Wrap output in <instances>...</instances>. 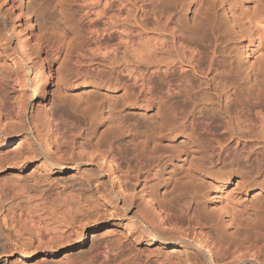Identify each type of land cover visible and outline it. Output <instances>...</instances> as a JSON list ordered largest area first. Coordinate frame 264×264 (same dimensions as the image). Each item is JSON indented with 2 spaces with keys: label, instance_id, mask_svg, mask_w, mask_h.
I'll use <instances>...</instances> for the list:
<instances>
[{
  "label": "bare ground",
  "instance_id": "bare-ground-1",
  "mask_svg": "<svg viewBox=\"0 0 264 264\" xmlns=\"http://www.w3.org/2000/svg\"><path fill=\"white\" fill-rule=\"evenodd\" d=\"M0 4V178L10 180L0 186V264H16L15 250L38 255L20 264H149L142 243L163 249L150 264H264V0ZM36 7L45 11L37 32ZM255 47L261 58L251 67ZM109 53L106 72L89 67ZM59 55L73 68L87 66L61 79L66 92L68 83L85 91L82 105L70 107L85 125L59 126L55 118L64 117L48 107ZM142 109L155 119L144 129L125 114L141 117ZM35 158L51 175L91 171L101 182L96 193L106 186L133 220L130 235L93 232L98 241L81 251L98 200L71 184L53 189L2 175ZM172 163L184 175H170L162 192L155 176ZM182 184L190 189L175 191ZM172 248L182 250L181 262L164 258Z\"/></svg>",
  "mask_w": 264,
  "mask_h": 264
},
{
  "label": "rangeland",
  "instance_id": "rangeland-1",
  "mask_svg": "<svg viewBox=\"0 0 264 264\" xmlns=\"http://www.w3.org/2000/svg\"><path fill=\"white\" fill-rule=\"evenodd\" d=\"M160 1H165V0H160ZM167 1L168 2H174V5L178 6L180 0H167ZM185 1H187V0H185ZM0 6H1L0 12L5 13V11H6L5 5L0 4ZM35 9H37V10H35V13H37L36 16L38 18L36 20L35 14H33V15H31V19L33 22L34 30L36 31V29H37V31H38L37 23H39V22L41 23V21L43 19L42 17L44 16L43 12H45V11H43V12L39 11L40 9H38V7H36ZM185 11H187V12L183 11L184 16H185L184 18L189 23V21L191 20L193 15L187 9ZM25 12H26V10H25ZM221 24H223V23H221ZM13 30H14V28H13ZM218 30L222 31V35H223V31H224L223 36L228 35V33L226 31V27L224 25H220ZM14 32L16 34V39H18L19 42L23 43L24 36L22 33H20V29L15 26ZM54 39L55 38L52 39V42L54 41L57 43L53 42V45H55V44L58 45L59 41L54 40ZM224 40H227V37ZM111 57H112L111 53L103 54L102 57H99V56L95 57L94 62L89 67L96 68L99 72H106L109 68L108 64H109V59ZM62 58L63 57L60 55H59V57H57V56L52 57V60L54 61V70H55L54 81L55 82L49 91V100H48L49 106L48 107H49L51 113L55 112L59 115L61 114V117H64V118H59V117L55 116L56 117L55 121L57 122V124L59 126H62L66 123L70 124L73 121H75L73 123H79L80 122L82 125H85V123L87 122V119L84 118L79 113L73 112L70 108L72 105L73 106H81L82 105V102L86 99L85 98V91L81 89L82 87L74 88L75 86H73L71 83H68L65 88L68 87L69 90H67L68 92H66L64 89V86H63L64 82H62V81L64 79L63 77H68L69 79H76V76H75L76 70L79 69V71L86 72L87 66H82V67L76 66L75 68H73L71 65H69L68 62H66ZM260 58H261V52H259L255 47L253 49V55L249 60L250 62L247 63V65H251V67H253L255 65H259ZM61 79H62V81H61ZM100 93L105 94L106 91L101 90ZM194 97L197 99V103L200 104V93H198L197 95H194ZM110 100H112V99H110ZM63 101L65 102L64 105L62 104ZM142 112H144L143 113L144 116H141V117H138V113L136 114V113H133L132 111L126 112L125 114L128 116V118L131 121H137L139 124H141V126L144 129L147 127L146 124H152L155 121V119H154L152 111L142 109ZM82 117L84 120L82 119ZM98 122H99V118L97 121L94 122V129H96V132H98V130L99 131L102 130V128H99L100 124H98ZM180 139L181 138L177 139L176 144L180 143ZM21 142H22V140H21ZM23 142H24V145L22 147H24L25 145H27L29 143L28 138L25 137L23 139ZM260 145L255 147V149L257 151L261 150ZM229 153L231 154V152H229ZM230 154H228L227 157L230 156ZM225 158L226 157H224V159ZM138 159H140V160L145 159V156L143 155L142 152L139 153ZM42 165L43 164H42L41 160H39L38 158L30 159L28 161H23V163L20 164L19 166L10 167L9 170H7V172L3 173L2 175L10 174V176L12 178L19 179L20 181L31 183V184L32 183L33 184H39V182H41V183H44L45 185H47L53 189H57V187H62L64 185H66V183L71 184L74 187H76V189L80 187L82 189V191L87 196H91V197L93 196L94 199H97L98 200L97 203L99 205L98 215L94 218V220H93L94 222H92V224L88 223L87 225L86 224L84 225L83 233L86 235L87 238L85 239L84 245L80 249L81 251H84V252L88 251L89 248L91 247L92 243L94 244L98 241L97 240L98 237L92 238L93 232H95L96 234H99L102 231H104V229L112 227L111 229L115 230L113 232V234L115 233V235H114V236H116L115 238L123 237L124 234L128 235V236L130 235V233L134 229L133 220H131L129 218V216L127 215V213L120 208V204L116 202V200L111 196V194L109 195L108 191L105 190L106 186H104L100 190L99 193H96L95 190L100 188L101 182L95 181L94 178H92L93 174L91 171H85L83 169H77V170L66 171L60 175H51V174L44 172V170H43L44 167ZM179 169H180V167H175L174 163H172L168 167H166L165 169L160 170L158 172V174L155 176L156 180L160 183V186H161L160 188L162 189V192L164 190H166L165 182L167 179H169L170 175L174 176V178H176V177L179 178L182 175H184L183 173H178V172H181ZM234 170L235 169H233L229 166H226L223 169L224 172H229V171H234ZM101 171H103V167H101ZM104 176L110 181V185L113 186L115 190H118V187L120 186L119 182L116 181V179H114L113 176L108 172H105ZM8 178H6V179H4L3 177L0 178V186L6 187L7 185H9L10 180H7ZM152 181L153 180H150V182H149L150 186L153 185V183H154ZM237 181L238 180L236 179V182ZM44 184H40V185H44ZM173 184H174V182H173ZM230 187L234 188V186H230ZM201 188H202V191H205V186H202ZM187 189H190L189 185L188 184H182L181 186L177 185L175 191H180V190L184 191ZM124 194L126 196H134L135 195V193H134V195L132 194L131 190H129L128 192H126ZM136 199H138L137 196H135V204H137ZM85 223H87V222H85ZM97 226L99 229L97 231H95V228ZM140 246L142 247L141 248L142 250L140 252L142 254V259L144 261H148L149 264L152 263L156 257H159L158 256L159 250H163L162 247L159 246L158 244L147 246L146 244L142 243ZM180 254H182V250L180 248H172V249L168 250V253H164V258L167 260H175V261L181 262L183 260V257H181ZM12 255H13L12 259L15 261L16 264H20L21 261L25 260L26 257H28L26 259H29L30 262H32V263H33V261L35 262V260L37 261V259H39V258H37L38 255H36V256H25L23 253L18 252L17 250H15L12 253Z\"/></svg>",
  "mask_w": 264,
  "mask_h": 264
}]
</instances>
